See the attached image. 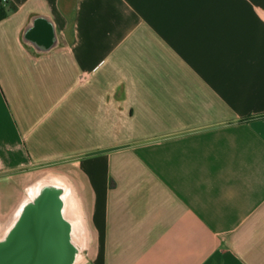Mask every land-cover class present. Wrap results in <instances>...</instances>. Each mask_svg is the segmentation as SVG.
I'll use <instances>...</instances> for the list:
<instances>
[{
    "label": "crops",
    "instance_id": "1",
    "mask_svg": "<svg viewBox=\"0 0 264 264\" xmlns=\"http://www.w3.org/2000/svg\"><path fill=\"white\" fill-rule=\"evenodd\" d=\"M7 7L0 223L35 173L68 190L76 264H264V0Z\"/></svg>",
    "mask_w": 264,
    "mask_h": 264
},
{
    "label": "water",
    "instance_id": "2",
    "mask_svg": "<svg viewBox=\"0 0 264 264\" xmlns=\"http://www.w3.org/2000/svg\"><path fill=\"white\" fill-rule=\"evenodd\" d=\"M60 192L40 189L19 209L0 240V264H73L77 252Z\"/></svg>",
    "mask_w": 264,
    "mask_h": 264
},
{
    "label": "rangeland",
    "instance_id": "3",
    "mask_svg": "<svg viewBox=\"0 0 264 264\" xmlns=\"http://www.w3.org/2000/svg\"><path fill=\"white\" fill-rule=\"evenodd\" d=\"M40 179L38 178V175H36L35 173H26L23 174V172H19L16 173V175L14 176H10L9 177V181L11 183L14 184L15 189L13 190L12 193V200L10 203H12L11 208H8V214H9V222L7 225H5V223H0V234L1 232H3L4 230H6L15 220L16 218V213L19 210L20 205L27 200L29 197H27V189L34 185L35 182ZM0 203H1V199H0ZM1 210V208H0ZM7 219V218H5ZM4 219V221H6ZM74 222H78L76 218L72 219ZM78 224V223H77ZM6 226V227H5ZM85 234L82 232H80V245L83 246L84 248L86 247V238L84 236ZM82 238V239H81Z\"/></svg>",
    "mask_w": 264,
    "mask_h": 264
},
{
    "label": "bare ground",
    "instance_id": "4",
    "mask_svg": "<svg viewBox=\"0 0 264 264\" xmlns=\"http://www.w3.org/2000/svg\"><path fill=\"white\" fill-rule=\"evenodd\" d=\"M44 188H48L49 190L56 191V192L59 191V189L62 190V192H60V195L62 198L63 213H64V216L68 219V221H70L69 222L70 227H71L70 239H71V243L74 245L75 251L77 252L73 264H76L79 258L78 250L81 249V246L78 244V240H79L78 235L80 234V228H79V225L76 222H73L66 213V205L68 204V201H69L68 190L66 188L62 189V184L58 180L48 181V180H44L41 178L38 179L34 185L30 186L27 189V197L29 198L20 205L19 209L21 210L23 205L27 201L32 200L39 193L40 189H44ZM20 210L17 211L18 214ZM17 213H16V216H17Z\"/></svg>",
    "mask_w": 264,
    "mask_h": 264
},
{
    "label": "trees",
    "instance_id": "5",
    "mask_svg": "<svg viewBox=\"0 0 264 264\" xmlns=\"http://www.w3.org/2000/svg\"><path fill=\"white\" fill-rule=\"evenodd\" d=\"M9 0H0V20L8 13Z\"/></svg>",
    "mask_w": 264,
    "mask_h": 264
},
{
    "label": "flooded vegetation",
    "instance_id": "6",
    "mask_svg": "<svg viewBox=\"0 0 264 264\" xmlns=\"http://www.w3.org/2000/svg\"><path fill=\"white\" fill-rule=\"evenodd\" d=\"M4 237V232L0 234V240ZM74 248V245L72 244V249Z\"/></svg>",
    "mask_w": 264,
    "mask_h": 264
}]
</instances>
